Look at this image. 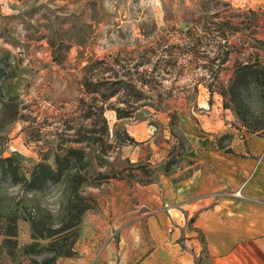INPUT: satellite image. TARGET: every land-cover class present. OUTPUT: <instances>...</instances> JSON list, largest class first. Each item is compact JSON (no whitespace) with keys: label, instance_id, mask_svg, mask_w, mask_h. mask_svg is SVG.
Returning <instances> with one entry per match:
<instances>
[{"label":"rangeland","instance_id":"374dc122","mask_svg":"<svg viewBox=\"0 0 264 264\" xmlns=\"http://www.w3.org/2000/svg\"><path fill=\"white\" fill-rule=\"evenodd\" d=\"M1 1L0 264H68L90 232L87 215L112 196L188 175L185 135L223 107L237 62L264 66V0ZM238 92L248 112L230 110L224 147H245L241 132L264 138L260 88ZM69 149L57 182L29 185L37 164L54 168ZM201 249L187 250L189 264H206Z\"/></svg>","mask_w":264,"mask_h":264},{"label":"crops","instance_id":"0c3cea01","mask_svg":"<svg viewBox=\"0 0 264 264\" xmlns=\"http://www.w3.org/2000/svg\"><path fill=\"white\" fill-rule=\"evenodd\" d=\"M210 108L185 135L181 164L188 175L175 181L161 175L135 185L131 198L127 191L112 196L87 215L90 232L68 264H156L163 255L189 264V249L196 256L202 247L206 264H264V138L241 132L248 135L245 147L230 139L219 148L233 115L218 101ZM133 196L140 204H131Z\"/></svg>","mask_w":264,"mask_h":264},{"label":"trees","instance_id":"16d2710c","mask_svg":"<svg viewBox=\"0 0 264 264\" xmlns=\"http://www.w3.org/2000/svg\"><path fill=\"white\" fill-rule=\"evenodd\" d=\"M220 70L221 69H218L217 72H215V76L219 74ZM250 83H253L260 88L261 98L264 102V66L257 57L252 60L237 62L230 82L226 86L221 87L219 92L223 99V107L231 110L234 114L239 116L243 112L247 113L248 110L243 105L238 90ZM206 88L210 94L213 92L211 85H207ZM99 111V116L102 118L103 128H105L106 121L105 118L102 117L101 107L99 108ZM117 117L121 118L122 116L117 115ZM128 140L131 144H136L132 138ZM219 148H223V146L219 144ZM226 151L231 152L229 149H226ZM76 152V149H69L61 158L56 157L54 168L43 163L37 164L32 172L29 185L32 188L40 189L46 182H57L62 176L64 170L68 167L69 157ZM12 174L14 176V173ZM33 231H35V226H33ZM60 231H63V229H60Z\"/></svg>","mask_w":264,"mask_h":264},{"label":"built area","instance_id":"2783aa9c","mask_svg":"<svg viewBox=\"0 0 264 264\" xmlns=\"http://www.w3.org/2000/svg\"><path fill=\"white\" fill-rule=\"evenodd\" d=\"M33 211H31V214H32Z\"/></svg>","mask_w":264,"mask_h":264}]
</instances>
